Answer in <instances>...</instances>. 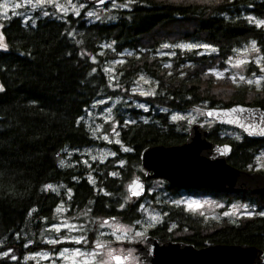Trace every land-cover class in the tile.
I'll return each instance as SVG.
<instances>
[{
  "label": "trees",
  "instance_id": "trees-1",
  "mask_svg": "<svg viewBox=\"0 0 264 264\" xmlns=\"http://www.w3.org/2000/svg\"><path fill=\"white\" fill-rule=\"evenodd\" d=\"M117 1L127 6L111 10L108 18L95 22L84 14L95 8L90 5L78 16L34 12L30 21L21 16L3 21L0 264H34L24 259L33 250L24 243L41 227L54 223L55 209L62 203H68L72 210H87L96 218L122 207L127 183L135 176L143 177L141 152L186 141L187 127L173 121L172 113L183 114L203 103L207 107L243 105L264 110V79L258 88L252 84L232 87L224 98L213 93L216 81L208 73L224 69L231 57L248 45L255 46L261 59L260 66L248 65L249 69L256 73L264 69V28L255 23L264 21V0ZM174 39L212 51L201 55L198 50L178 48L172 57L159 56L158 49ZM124 52L131 56L116 69L117 85L112 86L105 67ZM139 75L156 83L155 93L136 98L144 108L120 102L113 110L119 144L100 141L83 118L98 101L124 97ZM228 130L239 137L226 136ZM207 138L217 145H230L227 163L245 171L264 148V140H251L238 130L217 125L208 130ZM103 147L111 150L112 157L104 163L91 162L88 168L75 153L67 160L69 165L60 160L65 151ZM163 185L166 197L160 201L154 198L156 193H146L145 197L159 205L165 224L175 221L179 228L185 225L193 230L187 239L191 243L247 244L264 250V191ZM51 186L61 189L54 191ZM186 196L244 203L254 214L236 220L204 221L203 215L173 203ZM134 210V206L125 205L123 212L132 211L126 223L141 219Z\"/></svg>",
  "mask_w": 264,
  "mask_h": 264
},
{
  "label": "rangeland",
  "instance_id": "rangeland-1",
  "mask_svg": "<svg viewBox=\"0 0 264 264\" xmlns=\"http://www.w3.org/2000/svg\"><path fill=\"white\" fill-rule=\"evenodd\" d=\"M127 2V1H124ZM109 9L95 7L85 11V16L90 22L104 20L110 16L111 10L125 7L122 2L112 1ZM85 3L77 0H0V49L6 48V43L2 35L3 21L11 16H21L25 21L32 20V14L38 12L42 15H52L62 17L72 14L78 16L84 9ZM258 26L264 28V21L255 20ZM181 51L198 50L199 54L212 51L209 47L193 45L180 42L174 39L167 45L159 48V56L172 57L176 49ZM131 56L130 52H124L119 58L111 59L105 67L107 76L111 79L112 86L116 84L118 75L116 69L125 62V57ZM167 66H169V62ZM164 63V64H165ZM261 64L260 54L254 45H248L237 51L228 61L224 69H214L208 72L211 80L216 81L213 93L216 97H227L232 87L239 85L259 86L264 79V69L260 73L249 69L257 68ZM115 79L114 82H112ZM156 83L146 75H139L135 84L126 90L124 97L117 96L109 100H100L87 112L83 121L88 125L90 131L100 141L111 144L117 143V124L114 119L113 110L120 102H128L127 107L136 106L144 108L143 103L136 98H144L155 93ZM124 98V99H123ZM130 104V105H129ZM206 103L188 110L186 113H172L173 121H181L187 127V133L191 126L199 123L204 129L209 130L216 125L213 121L206 118L204 110L209 108ZM242 133V132H241ZM226 136H238L239 134L228 130ZM75 153L79 156L82 164L89 167V163H104L112 157L108 147L99 149H84L76 152L65 151L60 158L63 164L69 165L68 159ZM249 172H264V148L255 157L254 165L249 168ZM128 184V183H127ZM127 185L125 186L126 190ZM50 189L60 191L59 186H51ZM163 191V192H162ZM127 192V191H126ZM147 192L155 194V199L160 201L166 197L163 181H153ZM125 198L121 204L127 203ZM151 202V201H150ZM176 205H184L186 210L195 214L203 215L204 221H220L223 218L236 220L240 217L252 216L254 211L246 204L233 202L226 204L223 201L210 197H180L173 201ZM152 209L143 207V219L132 222H104L101 218H96L87 210H69L65 204L55 209L54 223L48 227H41L37 234H33L26 243V247L33 248L31 253H27L24 259L32 261L34 264H140L134 252H128L119 245L127 240L135 241L141 237L143 231L147 230L152 224L160 221L159 205L149 203ZM160 211V212H159ZM144 212V213H143ZM160 214H159V213ZM119 260H122L120 263Z\"/></svg>",
  "mask_w": 264,
  "mask_h": 264
},
{
  "label": "water",
  "instance_id": "water-1",
  "mask_svg": "<svg viewBox=\"0 0 264 264\" xmlns=\"http://www.w3.org/2000/svg\"><path fill=\"white\" fill-rule=\"evenodd\" d=\"M114 0H83L86 5L103 7ZM207 119L217 126L242 132L251 140H264V110L259 107L233 105L209 107ZM208 130L199 123L189 129L181 145L152 146L140 155L142 176L127 184L131 199L144 196L146 183L162 180L180 189H214L226 192L260 193L264 191V174L236 169L227 163L231 146L217 145L208 138ZM147 247L135 246V255L145 264H264V250L247 244H214L196 249L193 245L168 243L162 247L152 238Z\"/></svg>",
  "mask_w": 264,
  "mask_h": 264
},
{
  "label": "flooded vegetation",
  "instance_id": "flooded-vegetation-1",
  "mask_svg": "<svg viewBox=\"0 0 264 264\" xmlns=\"http://www.w3.org/2000/svg\"><path fill=\"white\" fill-rule=\"evenodd\" d=\"M152 182H149V181L147 182V190L149 187L148 183L151 184ZM163 183H165V182H163ZM125 191H127V187H126ZM147 193L149 194V192H147ZM102 195H105V194L103 193ZM145 195L140 197V198H137V199H131L129 197L128 193L126 192L125 198L128 199L127 203L125 201L124 205H122V207H119L116 212H112L109 215H106L104 217H98V218H101L106 223L107 222H113V221H115V222H121L122 221V223H126V219L130 216V214L132 212V211H128L126 213L123 212L125 205L128 204V205H130V207L134 206L135 207L134 213L135 214L138 213L141 216L140 218L143 219L144 214L141 213V211H143L142 210L143 207H146L148 209L153 210L151 205L148 204V202L151 204L153 202H150L149 200H147ZM186 197H189V196H186ZM63 205L64 204L62 203V206ZM66 205H67V207H66L67 209L72 210V209H70L71 206L68 203ZM181 206L184 207V205H181ZM184 209H185V207H184ZM160 211L159 212L162 214V215H160L161 220L152 224L147 230L143 231L140 238H138L135 241L127 240L125 242L120 243L119 245H121L123 248H125L128 252H134V253L138 252V249L135 248V246H141L143 248L147 247V243H146L147 238H152V239L156 240L157 244L160 247H162L168 243H180L183 245H193L194 248H196V249H201V248L209 246V244H205V245L201 246V245H199V242L197 245H195V244L191 243L190 241H188L187 239H189L191 236H193V230L190 231L191 229L190 228L188 229L187 226H185V225H181L182 227L179 228L178 224L175 221H172L170 223L165 224L164 223V214H163L161 209H160ZM186 211L193 213L189 210H186ZM193 214H195V213H193ZM199 216H201V215H199ZM203 235H205V234H203ZM119 261H120V263L122 262V260H119ZM138 261H139V258H138ZM139 263H140V261H139ZM140 264H145V263H140Z\"/></svg>",
  "mask_w": 264,
  "mask_h": 264
},
{
  "label": "bare ground",
  "instance_id": "bare-ground-1",
  "mask_svg": "<svg viewBox=\"0 0 264 264\" xmlns=\"http://www.w3.org/2000/svg\"><path fill=\"white\" fill-rule=\"evenodd\" d=\"M129 187H130V182H129ZM130 189H131V187H130ZM130 195V194H129Z\"/></svg>",
  "mask_w": 264,
  "mask_h": 264
}]
</instances>
